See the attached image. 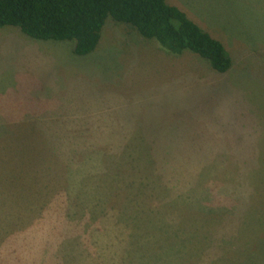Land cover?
I'll list each match as a JSON object with an SVG mask.
<instances>
[{
    "label": "rangeland",
    "instance_id": "1",
    "mask_svg": "<svg viewBox=\"0 0 264 264\" xmlns=\"http://www.w3.org/2000/svg\"><path fill=\"white\" fill-rule=\"evenodd\" d=\"M165 2L226 73L108 18L83 57L0 28V264H264V0Z\"/></svg>",
    "mask_w": 264,
    "mask_h": 264
},
{
    "label": "trees",
    "instance_id": "2",
    "mask_svg": "<svg viewBox=\"0 0 264 264\" xmlns=\"http://www.w3.org/2000/svg\"><path fill=\"white\" fill-rule=\"evenodd\" d=\"M107 18L133 29L141 39L153 41L166 54H192L218 74L226 73L231 66L222 44L165 0H0V28L16 29L37 41L69 43L75 57L94 50ZM20 157L16 163L19 175L43 173L39 161ZM88 179L94 181L96 177ZM23 180L25 187L31 185L28 177ZM42 188L47 195L60 191L59 186L54 189L46 183Z\"/></svg>",
    "mask_w": 264,
    "mask_h": 264
}]
</instances>
